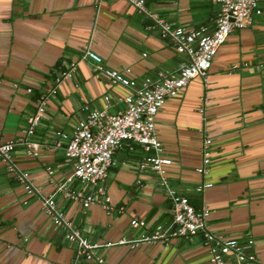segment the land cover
Returning <instances> with one entry per match:
<instances>
[{
  "label": "crops",
  "instance_id": "crops-1",
  "mask_svg": "<svg viewBox=\"0 0 264 264\" xmlns=\"http://www.w3.org/2000/svg\"><path fill=\"white\" fill-rule=\"evenodd\" d=\"M145 4L185 28L212 29L218 10L212 0ZM152 23L129 0H0V144L24 137L36 98L54 84L60 69L77 61L72 77L47 100L45 117L29 137L40 143L38 154L20 144L9 162L0 157V264L75 263L74 246L42 208L41 198L71 172L51 137L56 129L70 131L76 125L84 115V103L101 108L103 97L109 95L108 109L114 111L129 92L110 83L92 61H80L85 49L99 54L105 67L128 68L127 75L136 80L174 72L186 59L169 39L159 37ZM205 78L191 79L176 96L165 98L156 113L155 134L163 154L174 160L167 167L168 184L194 207L210 209L207 224L212 231L240 242L252 239L254 264H264V15L248 27L232 30ZM206 137L211 139V158L202 174L196 168L202 164ZM145 155L138 144L115 152L117 164L104 182L111 211L56 195L58 207L89 240L133 238L171 222L166 186L152 170L138 172L134 167ZM22 171L37 193L25 192L17 177ZM205 182L212 185L197 191ZM133 218L146 225L132 227ZM98 255L106 264H215L199 235L133 248L114 245ZM224 264L234 261L228 258Z\"/></svg>",
  "mask_w": 264,
  "mask_h": 264
},
{
  "label": "built area",
  "instance_id": "built-area-1",
  "mask_svg": "<svg viewBox=\"0 0 264 264\" xmlns=\"http://www.w3.org/2000/svg\"><path fill=\"white\" fill-rule=\"evenodd\" d=\"M129 2L139 12L150 17L153 22L150 27L157 28L159 37L169 39L174 50L185 55L186 59L179 63L174 72H161L156 78L145 77L136 80L127 75L128 68L122 71L105 67L102 57L91 49L87 48L80 54V61H92L95 68L102 72L110 83L120 84L128 88L129 92L121 97L123 106L114 111L108 109L109 95L103 97L105 104L101 108L84 103L81 107L84 115L70 131H53L51 143L63 150L64 161L70 164L71 172L63 180L55 182L53 191L41 198L43 211L51 218L53 224L61 229L63 238L74 246L73 264L78 261L106 264L103 257L98 255L104 247L128 245L133 248L141 243L168 241L178 237L189 238L195 235L201 236L210 253V260L215 264H224L228 258H232L234 264H254L256 256L251 249L252 239L240 242L212 231L207 224L210 209L205 205L194 207L187 196L168 184L167 167L172 165L174 160L163 154V147L155 134V116L165 98L176 96L191 79L203 76L206 81L205 74L218 48L233 29L248 27L256 17L264 15V0H212L218 4L212 29L206 26H177L148 9L145 0ZM76 64L77 61L74 60L60 69L54 78V84L36 98L35 109L26 118L24 137L20 136L0 144V157L4 161H10L11 152L20 144L25 145L33 155L38 154L40 143L29 137L45 117L47 100L56 92L61 82L72 77ZM236 67L233 65V68ZM27 92H31L30 87ZM135 144L140 145L146 155L139 159L134 167L138 172L152 170L158 175L160 183L166 186L167 195L171 200V222L166 226H156L150 232L133 238L121 237L116 241L104 243L91 241L58 207L56 195L77 201L83 207L96 203L106 211L113 210L104 182L109 169L117 164L115 152L123 147L132 149ZM210 145L211 139L206 137L202 143V164L196 168L199 173L208 171ZM47 171L49 180L52 181V168L48 167ZM27 175L22 171L18 172L17 177L27 194L37 193ZM211 185V182H205L197 186L196 190L201 191ZM130 225L144 227L146 222L133 218Z\"/></svg>",
  "mask_w": 264,
  "mask_h": 264
}]
</instances>
